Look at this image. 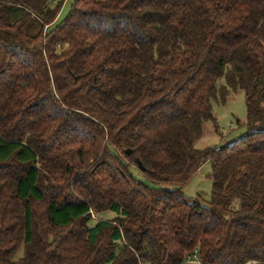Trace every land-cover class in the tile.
I'll return each instance as SVG.
<instances>
[{"label": "trees", "instance_id": "obj_1", "mask_svg": "<svg viewBox=\"0 0 264 264\" xmlns=\"http://www.w3.org/2000/svg\"><path fill=\"white\" fill-rule=\"evenodd\" d=\"M65 1L0 0V264H264V0Z\"/></svg>", "mask_w": 264, "mask_h": 264}, {"label": "rangeland", "instance_id": "obj_2", "mask_svg": "<svg viewBox=\"0 0 264 264\" xmlns=\"http://www.w3.org/2000/svg\"><path fill=\"white\" fill-rule=\"evenodd\" d=\"M71 4L72 0H66L64 2L56 24L61 23L65 19L69 13ZM218 84L224 85V78L220 79ZM211 108L215 124L212 121L203 122L201 136L194 142V148L199 150L220 148L241 139L246 133V106L243 92L238 87L232 88L225 100H221L219 97L211 100ZM132 173L137 178L145 180L135 169ZM210 173L211 164L207 162L181 188L182 193L187 198L196 199L201 204L206 205L210 202L212 193ZM109 215L104 217L108 218L110 217ZM22 257L23 247L21 246L14 254L13 260L16 261Z\"/></svg>", "mask_w": 264, "mask_h": 264}, {"label": "built area", "instance_id": "obj_3", "mask_svg": "<svg viewBox=\"0 0 264 264\" xmlns=\"http://www.w3.org/2000/svg\"><path fill=\"white\" fill-rule=\"evenodd\" d=\"M181 264H203L198 257L197 250H194L191 254L187 255Z\"/></svg>", "mask_w": 264, "mask_h": 264}, {"label": "water", "instance_id": "obj_4", "mask_svg": "<svg viewBox=\"0 0 264 264\" xmlns=\"http://www.w3.org/2000/svg\"><path fill=\"white\" fill-rule=\"evenodd\" d=\"M139 165V164H138Z\"/></svg>", "mask_w": 264, "mask_h": 264}]
</instances>
